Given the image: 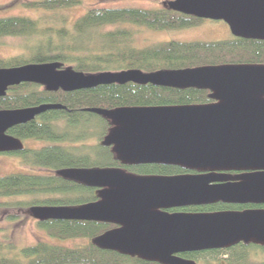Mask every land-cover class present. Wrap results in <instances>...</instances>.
Masks as SVG:
<instances>
[{"label": "water", "instance_id": "1", "mask_svg": "<svg viewBox=\"0 0 264 264\" xmlns=\"http://www.w3.org/2000/svg\"><path fill=\"white\" fill-rule=\"evenodd\" d=\"M170 9L222 20L234 36L264 39V0H168ZM151 82L209 90L211 102L87 108L109 120L102 144L124 164H174L191 169L251 168L236 183L209 184L207 175H136L118 168H65L63 178L97 187V199L79 205L32 206L37 220L75 219L119 226L92 239L99 248L161 264H196L174 253L221 248L239 241L264 246V209L166 213L171 206L264 202V64L224 63L145 74L137 70L84 74L57 63L0 67V96L9 86L38 83L46 90ZM59 103L0 109V152L22 149L7 133Z\"/></svg>", "mask_w": 264, "mask_h": 264}, {"label": "trees", "instance_id": "2", "mask_svg": "<svg viewBox=\"0 0 264 264\" xmlns=\"http://www.w3.org/2000/svg\"><path fill=\"white\" fill-rule=\"evenodd\" d=\"M80 3L81 0H29L23 4L25 8L51 12L50 15L37 18L0 16V38H24L23 52L0 57V67L57 63L61 69L69 67L90 75L127 70L151 74L224 63L264 64V39L243 38L231 33L220 40H166L137 45L134 26L169 30L194 26L205 20L172 10L166 4L152 8L91 7L72 21L60 13ZM211 101L207 89L176 88L151 82H113L71 91L60 88L49 91L34 82L9 86L0 96V109L42 103H59L63 107L48 109L7 130L23 145L22 149L10 153L20 155L28 171L0 175V198L13 199L0 201V206L29 210L32 206H74L97 199L93 187L57 174L58 170L65 168H107L120 163L109 146L101 142L111 126L109 120L87 108ZM25 140H39L41 145L31 148L24 145ZM131 171L139 174L181 173L183 169L143 164L131 167ZM15 196L20 198L14 199ZM7 217L15 220L19 214H8ZM36 224L47 239L17 247L8 239L0 238V264H157L97 247L92 239L108 230L107 222L36 219ZM75 238L86 241L73 246L51 241ZM255 246L264 250L261 245L242 246L240 256ZM206 254L208 256L201 264H221L217 251ZM183 256L196 257L192 252H185ZM228 264H264V261L237 260Z\"/></svg>", "mask_w": 264, "mask_h": 264}, {"label": "rangeland", "instance_id": "3", "mask_svg": "<svg viewBox=\"0 0 264 264\" xmlns=\"http://www.w3.org/2000/svg\"><path fill=\"white\" fill-rule=\"evenodd\" d=\"M29 0H0V16L21 15L37 18L48 16L50 13L27 9L23 6ZM168 0H81V3L69 9H63L60 13L67 15L70 21L74 20L88 8L107 7H159ZM135 29V43L139 46L166 40L192 41V40H220L229 37L230 31L227 24L222 20L205 19L199 24L169 30H157L147 27H133ZM24 38L19 36H5L0 38V57H10L23 52ZM24 145L37 148L41 145L39 140H25ZM28 168L22 163L20 155L10 152H0V175L13 172H25ZM43 172V170H39ZM20 198V196H15ZM12 199L10 197L0 198V201ZM13 200V199H12ZM8 214H19L15 220H10ZM16 244L17 247L30 245L38 240L47 239L43 230L37 227L36 219L28 209H6L0 206V238ZM3 238V239H4ZM52 242L67 246H73L85 242L86 240L75 239H51ZM241 254V253H240ZM245 262L264 261V250L258 246L253 247Z\"/></svg>", "mask_w": 264, "mask_h": 264}, {"label": "flooded vegetation", "instance_id": "4", "mask_svg": "<svg viewBox=\"0 0 264 264\" xmlns=\"http://www.w3.org/2000/svg\"><path fill=\"white\" fill-rule=\"evenodd\" d=\"M111 149V146H109ZM112 150V149H111ZM115 156V154H114ZM116 158V157H115ZM119 161V160H118ZM120 162V161H119ZM145 164H155V165H161L164 167L168 166H178L183 169V172L181 173H171L169 171H166L165 173H148V174H139L131 171V167L136 165H143V164H124L122 162L117 163L113 166H110L109 168H118L122 169L126 172L136 174V175H157V176H171V175H178V174H195V175H207L212 178V180L209 182V184H230V183H236L240 180V177L249 173L256 172V169L251 168H227V167H221L217 169H191L186 168L179 165L174 164H160V163H145ZM95 191L97 192L98 188L93 187ZM97 195V194H96ZM98 198V197H97ZM255 209H264V202H253V201H247V202H232V201H223V200H216L213 202L208 203H199V204H188L183 206H171V207H164L160 208L159 210L166 213H177V212H184V213H212V212H222V211H245V210H255ZM109 225V229H113L118 227L119 225L113 222H107ZM249 245H259L254 244L251 242H243L239 241L233 245L227 246V247H221V248H211V249H201V250H194V251H183V252H177L174 253V256H178L183 259L187 260H193L196 264H201L202 260L204 261V258H207L208 254H206L208 251H217L220 257L221 264H228L230 261H241L246 260V254H242L240 256V249L242 246H249ZM262 246V245H261ZM251 250V249H250ZM115 251V250H112ZM118 252V251H115ZM185 252H192L195 254V258H186L183 256V253ZM120 253V252H118ZM122 254V253H120ZM128 255V254H125ZM130 256H136V255H130ZM240 256V257H239ZM138 257V256H136ZM140 258V257H138ZM142 259V258H140ZM146 262H156V261H149L142 259ZM213 262V261H212ZM157 264H161L159 262H156Z\"/></svg>", "mask_w": 264, "mask_h": 264}]
</instances>
